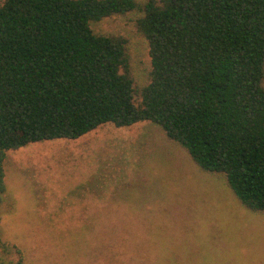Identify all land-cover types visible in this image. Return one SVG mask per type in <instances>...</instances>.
I'll list each match as a JSON object with an SVG mask.
<instances>
[{
  "label": "trees",
  "instance_id": "obj_1",
  "mask_svg": "<svg viewBox=\"0 0 264 264\" xmlns=\"http://www.w3.org/2000/svg\"><path fill=\"white\" fill-rule=\"evenodd\" d=\"M128 12L139 13L148 45L143 85L127 40L90 27ZM263 79L264 0H3L0 203L6 151L150 121L202 171L221 174L245 208L264 212ZM22 263L0 238V264Z\"/></svg>",
  "mask_w": 264,
  "mask_h": 264
},
{
  "label": "rangeland",
  "instance_id": "obj_2",
  "mask_svg": "<svg viewBox=\"0 0 264 264\" xmlns=\"http://www.w3.org/2000/svg\"><path fill=\"white\" fill-rule=\"evenodd\" d=\"M138 17L90 27L127 40L143 85L150 58ZM5 155L0 238L22 264H264V212L245 208L221 174L202 171L150 121L105 123Z\"/></svg>",
  "mask_w": 264,
  "mask_h": 264
}]
</instances>
